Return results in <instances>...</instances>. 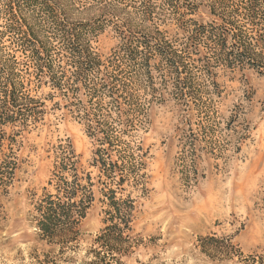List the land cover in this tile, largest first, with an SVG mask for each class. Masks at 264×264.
<instances>
[{
	"label": "trees",
	"instance_id": "1",
	"mask_svg": "<svg viewBox=\"0 0 264 264\" xmlns=\"http://www.w3.org/2000/svg\"><path fill=\"white\" fill-rule=\"evenodd\" d=\"M0 28V181L12 180L14 142L43 121L46 101L67 110L92 145L85 168L70 145L57 147L32 201L33 228L48 247L42 263L126 264L142 243L134 196L147 190L151 108L173 102L183 113L185 172L195 175L201 150L224 157L217 72L264 71V0H0ZM108 28L118 43L103 57L92 42ZM95 200L102 227L82 249L81 222ZM199 243L208 255L232 246L214 235Z\"/></svg>",
	"mask_w": 264,
	"mask_h": 264
},
{
	"label": "rangeland",
	"instance_id": "2",
	"mask_svg": "<svg viewBox=\"0 0 264 264\" xmlns=\"http://www.w3.org/2000/svg\"><path fill=\"white\" fill-rule=\"evenodd\" d=\"M117 43L108 28L92 46L106 57ZM216 81L221 91L216 141L224 157L199 151L195 175L183 168L191 162L183 113L173 102L149 112L142 134L147 190L134 196V232L142 243L126 264H264V71L219 70ZM45 104L43 121L14 142L12 180L0 181V264H43L48 247L33 228L32 201L51 176L54 150L70 145L84 168L92 156L83 126L67 110ZM102 218L95 200L81 222L82 249L102 227ZM212 235L230 241L228 255L202 252L199 238Z\"/></svg>",
	"mask_w": 264,
	"mask_h": 264
}]
</instances>
